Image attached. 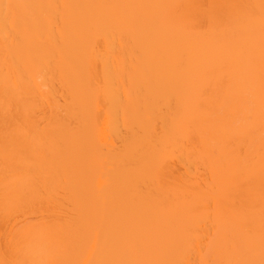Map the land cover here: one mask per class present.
<instances>
[{
	"label": "bare ground",
	"instance_id": "obj_1",
	"mask_svg": "<svg viewBox=\"0 0 264 264\" xmlns=\"http://www.w3.org/2000/svg\"><path fill=\"white\" fill-rule=\"evenodd\" d=\"M0 264H264V0H0Z\"/></svg>",
	"mask_w": 264,
	"mask_h": 264
}]
</instances>
